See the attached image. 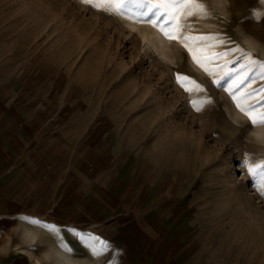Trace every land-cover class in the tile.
I'll use <instances>...</instances> for the list:
<instances>
[{
	"label": "rangeland",
	"instance_id": "rangeland-1",
	"mask_svg": "<svg viewBox=\"0 0 264 264\" xmlns=\"http://www.w3.org/2000/svg\"><path fill=\"white\" fill-rule=\"evenodd\" d=\"M199 2L210 18L183 35L220 38L212 73L150 17L0 0V264H264V196L243 166L264 137L225 87L264 104L244 57L264 62V18L258 0ZM89 235L110 248L93 256Z\"/></svg>",
	"mask_w": 264,
	"mask_h": 264
},
{
	"label": "snow or ice",
	"instance_id": "snow-or-ice-1",
	"mask_svg": "<svg viewBox=\"0 0 264 264\" xmlns=\"http://www.w3.org/2000/svg\"><path fill=\"white\" fill-rule=\"evenodd\" d=\"M80 2L90 5L97 10L104 11L109 15H119L124 18L133 19L134 21L140 18L150 17L146 19L147 23L161 31L167 39H176L181 42L189 53L192 54L193 60L201 67H204V65L197 60L194 49L189 47L187 41L211 42L220 39L212 35L195 37L183 35L185 30L189 32L193 30L192 25L185 23L189 17L196 16L199 19L210 18V13L199 0H80ZM132 9H137L139 11H132ZM253 15L264 18V0H258L257 9L254 10ZM162 25H167L168 30ZM208 46L215 47L217 45L210 43ZM215 55L219 56L220 54ZM244 57L248 60L249 65L257 64L260 70L264 72V62L256 61L249 53H245ZM204 70L208 71L207 68ZM179 79L178 77V80ZM185 90L188 91L186 87ZM248 98V96L244 97L245 100ZM193 107L199 111L195 102H193ZM237 108L248 117L252 126H264V104H261L259 107L251 104L244 107L241 105L240 101H237ZM243 166L247 167V172L256 181L257 190L264 196V160L255 164H250L246 159ZM32 222L37 223L36 221ZM44 227L50 232L56 233V228L54 226L44 225ZM87 241L88 243L86 246L93 256L100 255L110 248L107 242L100 241L99 238L90 235L87 237ZM60 246L66 252L70 253L72 251L70 248H67L62 241H60Z\"/></svg>",
	"mask_w": 264,
	"mask_h": 264
},
{
	"label": "bare ground",
	"instance_id": "bare-ground-1",
	"mask_svg": "<svg viewBox=\"0 0 264 264\" xmlns=\"http://www.w3.org/2000/svg\"><path fill=\"white\" fill-rule=\"evenodd\" d=\"M155 37L157 38L158 43H159L158 44V48L160 50V53L162 55H164V56H167V54H168L167 53V50H166L167 49V46L165 45L164 38L161 35H159V34L155 35ZM208 44H209L208 42H203L202 44H200V47L198 48V54H200L201 57L198 58L197 60H199L202 64H203V62L204 63L206 62L204 64V67H202L201 69L207 68L208 71H206V72L207 73H212L214 71V68L213 67H210L209 64L207 63V61L209 59L207 56H209L212 52H214V50H212V47H209ZM223 59H225V58H223ZM235 80H237V79H235ZM230 83H231L230 79L227 80L226 83H225V87H227V89L231 93V88L229 87L230 86ZM245 90H246V87L245 86H241V87L237 88L234 92H232V97H233V99H232V102H233V105H232L233 106V108H232V111L233 112L232 113L233 114L232 115H234V116L235 115H238L239 113H242L237 108V101H240V103H241L242 106L247 107L250 104L252 105V103H254V101H256L257 99H260V97H258V96L256 97V95L249 94V93H244ZM262 95H263V93H262ZM245 96H248L249 98L247 100H245L244 99ZM255 133L258 136H260V137H264V126H257V129H256ZM54 251L58 255L61 256L62 261H70V259H71L70 255L68 254V252L64 251L61 247H59V246L55 247V250ZM74 259H76V258H74ZM99 262H100V260H99ZM66 263H68V262H66Z\"/></svg>",
	"mask_w": 264,
	"mask_h": 264
},
{
	"label": "crops",
	"instance_id": "crops-1",
	"mask_svg": "<svg viewBox=\"0 0 264 264\" xmlns=\"http://www.w3.org/2000/svg\"><path fill=\"white\" fill-rule=\"evenodd\" d=\"M22 223H23V229L26 230V229L24 228V224H27L26 221H23ZM86 241H87V240H86ZM84 242H85V241H84ZM86 243H87V242H85V243L83 244V246H85ZM56 246L61 247L57 241H56ZM61 248H62V247H61ZM87 249H88V247H87ZM88 250H89V249H88ZM99 260H100V259H99Z\"/></svg>",
	"mask_w": 264,
	"mask_h": 264
}]
</instances>
